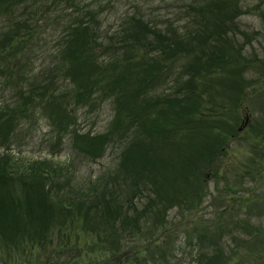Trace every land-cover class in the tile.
<instances>
[{
  "label": "rangeland",
  "instance_id": "obj_1",
  "mask_svg": "<svg viewBox=\"0 0 264 264\" xmlns=\"http://www.w3.org/2000/svg\"><path fill=\"white\" fill-rule=\"evenodd\" d=\"M99 1L105 3L107 0L96 3ZM112 1L114 7L107 24L115 21L114 10L117 12L118 7L122 9L139 3V0ZM152 1L157 4L162 0ZM244 5L250 11L239 17L242 29L252 34L255 30L258 32L252 36L251 42L240 31L238 33L240 39L247 42V56L253 58L259 54L261 58L251 60L254 62L252 66L256 63L255 68L260 70L257 72L258 82L251 85L243 81L242 85L232 87L230 83L215 80L210 84L215 95L212 99L203 93L204 99L200 100L199 90L192 93L190 100L193 104L190 106L196 108L197 102L203 114L196 113L194 120L185 121L177 112L179 119H172L176 124L172 131L165 128L166 123L162 120L153 127L148 120L143 121L141 114L126 115L118 123L112 96L105 100L88 99L91 102L85 104L87 95L82 96L81 88L75 89L76 84H72L75 90L68 86L65 97L38 105L25 100L28 110L10 114L16 119L11 120L6 131L17 139L9 137L11 144H6L24 160L25 165L27 160L29 166L46 168L44 175L47 176L39 177L37 173L32 178L34 170L11 167V178L26 176L29 182L24 178L25 187L19 188L26 197L32 200L45 193L41 200L49 198L57 208L67 205L71 213L65 212L66 217L63 218L56 214L50 221L41 222L33 237L24 236L25 232H32L27 229L7 232L8 236L0 233V258H8L12 264H264V0H245ZM57 36L48 30L41 43L35 45L30 62L35 70L31 72L43 65V56L53 50ZM23 61L22 70L27 72ZM250 72L254 71L246 72L247 78ZM6 78L7 75L4 77L0 73V110L9 111L3 109L4 98L11 102V108L20 101L18 97H12L14 86L4 85ZM230 88L244 90L237 94ZM107 91L104 93L111 95ZM55 100L63 102L62 107H67L71 116H78V131L90 129L91 134L97 136V140L88 139L87 143H92V146H85V140L73 145L70 130L62 126L61 130L56 129V124L50 120L52 111L56 122L60 118L57 110L53 109L58 103ZM67 111L63 112L65 117ZM202 116L205 120L201 122ZM134 123L137 126H132ZM159 125L163 128L159 134L146 133L150 127L156 130ZM180 133H192L199 141L218 137L217 147L210 151L212 157H201L197 145L192 146L191 154L182 157L181 149L168 144L173 139L180 140ZM2 136L0 132V144L5 142ZM161 142L165 147L155 150V144ZM79 144L83 145L80 146L82 148ZM97 144L100 145L96 151L99 154L95 156L90 153L95 152L90 147ZM133 148V158H130L133 168L129 171L124 156ZM3 149L0 145V151ZM122 150L126 153L122 154ZM153 151L162 152L156 157V162L152 161L155 160L153 155L150 156ZM177 161L179 163L173 165ZM193 161L200 162L201 168L200 177L188 172L193 178L197 177L192 182L183 166L190 167ZM140 172L143 174L141 177L138 176ZM98 176H101V181L97 180L91 200L87 197L85 204L74 205L70 191L87 186L89 180ZM126 180L128 182L125 183ZM105 181L109 182L110 195L104 196L116 197L113 204L106 205L97 194H100ZM127 183L130 184L129 190L125 188ZM120 186L126 190L115 196L113 192ZM141 187L146 190L138 193ZM131 197L138 205L137 210L135 206L128 205L127 199ZM151 199L155 201L152 211L162 210L160 214L146 216L149 214L147 211L134 223L135 213ZM3 203L12 202L0 200V205ZM126 213L129 214L128 222L123 218ZM125 249L131 250L115 261L114 256ZM71 256H75V260L68 263Z\"/></svg>",
  "mask_w": 264,
  "mask_h": 264
},
{
  "label": "trees",
  "instance_id": "obj_2",
  "mask_svg": "<svg viewBox=\"0 0 264 264\" xmlns=\"http://www.w3.org/2000/svg\"><path fill=\"white\" fill-rule=\"evenodd\" d=\"M96 2L98 0H0V17L3 16V25L0 27V73L4 77L7 75L4 85L9 87L13 85L15 89L12 97H18L17 100L20 101L17 102V106L11 108L9 107L11 102L4 98L3 109H9L10 113L8 110H0V128H3L0 132L5 138V142L0 144L4 147L0 151V200L12 202L0 205V233L3 236H8L7 232L27 229L32 232H25L24 236L33 237V232L40 228L41 222L50 221L56 214L63 218L66 217L65 212L71 213V208L67 205L57 208L49 198L41 200L45 193L32 200L26 197L24 192L19 190L20 187H25L26 176L21 174L22 177L15 179L10 176L12 171L10 168L15 167L19 170L28 168L32 172L34 170L32 178L36 177L37 173L39 177L47 178L44 175L46 168L29 166L27 160L25 165L24 160L17 157L6 144H11V138L15 141L17 139L12 137L10 131H6L11 120L16 119V116L12 117L10 114L28 110L25 100L38 105L43 101L52 102L57 97H65L68 86H71L70 90L81 88L82 96L87 95L85 104L91 102L88 99L97 101L112 96L118 123L122 122L126 115L130 117L141 114L143 121L148 120L153 127L162 120L166 123L165 128L172 131L176 125L172 119H179L177 112H180L182 120L185 121L194 120L196 113L203 114L199 110L201 105L197 102L196 108L190 106L193 104L190 100L192 93L199 90L201 93L198 96L203 100V93H207L210 98L215 96L213 86L210 85L215 80L219 83H230L232 87L242 85L243 81L256 85L259 80L257 72L260 70L255 68L256 63L252 66L254 62L251 60L261 58L259 54L253 58L247 56L245 53L247 42L242 41L238 33L240 31L246 36L247 41L251 42L252 36L258 32L255 30L252 34L242 29L239 17L250 11V8L244 5L245 0H185V2L162 0L157 4L152 0H139V3L131 7L122 9L118 7L117 12L115 9V21L109 24L106 21L114 7L113 1ZM48 30H51L53 35H58L54 48L43 56V59L45 58L43 65L37 71L31 72L35 70L34 66L30 65L31 53L33 54L35 45L41 43L43 34ZM22 61L28 68L27 72L22 70L24 67V64L21 65ZM250 70L254 72H250L247 78L245 74ZM29 72L31 73L28 74ZM72 84H76L75 89ZM206 86L208 88L204 89ZM62 88L66 90L62 91ZM106 90L110 91L107 93L111 95H106L104 93ZM230 90L238 94V91L243 93L244 89ZM59 93L62 94L57 96ZM54 102H58L54 104L53 109L57 110L61 119L56 122L53 111L49 118L56 124V129L61 130L62 126L67 128V131L70 130L73 145L85 140V146H92V143L87 141L89 138L97 140V136H93L90 129L78 131V116H71L70 110L62 107L63 102L60 100ZM239 104L236 103L237 106ZM65 110H68L67 117L63 113ZM203 119L205 120V117L202 116L200 121ZM72 123L76 126L74 127ZM132 126H137V123ZM161 130L163 128L159 125L156 130L150 127L146 133L159 134ZM180 134L182 135L180 140L176 138L168 141V144L170 147L181 149L182 157L186 158L191 154L194 145L200 149L201 157H212L210 151L217 147L218 137L199 141L195 139L197 136L191 135L192 133ZM163 142L155 144L154 149H163L167 141L165 144ZM80 146L83 145L79 144ZM99 146L97 144L90 147L91 151L95 152H89L98 155L96 151L99 150ZM153 147L154 145L151 146ZM186 150L188 154L185 153ZM130 151L126 153L122 150V154L126 153L124 160L129 171L133 168L130 158H133L134 148ZM160 153L162 152H151L150 156L153 155L155 160L149 161L156 162V157H159ZM178 163L174 162L173 165ZM199 164L200 162L193 161L190 167L182 168L187 175L188 172H192L200 177ZM141 175L143 176L140 172L138 176ZM187 178L192 182L197 180V177L193 178L190 175ZM98 179L101 181V176L89 180L88 185L81 189L74 188L70 191L74 205L85 204L87 197L91 200ZM134 184L137 185L136 182ZM129 186L127 183L125 188L129 190ZM126 189L120 186L113 193L117 196ZM145 190L141 187L137 191L139 193ZM97 194L106 205L113 204L116 200V197L104 196L110 195L108 181L104 182L100 194ZM127 200L128 205L135 206L137 210L138 205L134 197ZM27 202L30 204L26 205ZM154 202L151 199L144 205L145 207L138 210L132 218L133 222H137L141 214L147 211L149 214L146 216L160 214L162 210L152 211ZM123 218L127 221L129 214L126 213ZM135 251L136 247L133 248V252ZM5 259L12 264L8 258ZM73 260L75 256H71L67 262L72 263Z\"/></svg>",
  "mask_w": 264,
  "mask_h": 264
},
{
  "label": "water",
  "instance_id": "obj_3",
  "mask_svg": "<svg viewBox=\"0 0 264 264\" xmlns=\"http://www.w3.org/2000/svg\"><path fill=\"white\" fill-rule=\"evenodd\" d=\"M131 249H125L118 253L117 255L114 256V260L118 261L120 260L123 256H125ZM0 264H8V262L2 258H0Z\"/></svg>",
  "mask_w": 264,
  "mask_h": 264
}]
</instances>
